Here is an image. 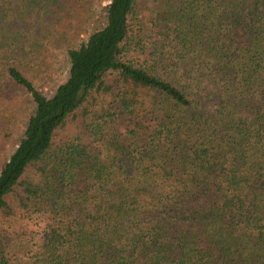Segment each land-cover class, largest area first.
Here are the masks:
<instances>
[{"label":"trees","instance_id":"obj_1","mask_svg":"<svg viewBox=\"0 0 264 264\" xmlns=\"http://www.w3.org/2000/svg\"><path fill=\"white\" fill-rule=\"evenodd\" d=\"M96 6L0 0V264H264V0Z\"/></svg>","mask_w":264,"mask_h":264},{"label":"rangeland","instance_id":"obj_2","mask_svg":"<svg viewBox=\"0 0 264 264\" xmlns=\"http://www.w3.org/2000/svg\"><path fill=\"white\" fill-rule=\"evenodd\" d=\"M144 0H137L138 6H139V18L142 20V2ZM110 0H97V6L96 9L99 13L105 14V9L109 5ZM143 15H148V11H144ZM146 22V21H145ZM142 36V35H141ZM83 38H87L86 36ZM51 58L49 61L50 69L48 72H45L41 75V77L36 81V86L38 89L43 92L46 96L51 97L57 90L58 86L65 83L69 76V61L67 58V54L65 51H55L54 53L51 52ZM44 69V68H43ZM0 103L4 107L9 103L10 100L6 102V100L2 101V97H0ZM16 103L20 106H23L24 109L30 108V100L29 98H25V96L19 93H14L12 97ZM28 99V100H27ZM23 109V110H24ZM5 110V108H4ZM6 111V110H5ZM18 117H21L19 115ZM22 125L20 124L15 128V132L13 136L10 139H7V141L4 143L3 146L0 147V159H5L6 155H11L14 151L13 148V142L15 139L18 138V135L21 131ZM4 150V151H1Z\"/></svg>","mask_w":264,"mask_h":264}]
</instances>
